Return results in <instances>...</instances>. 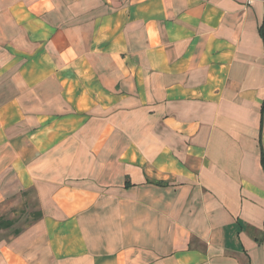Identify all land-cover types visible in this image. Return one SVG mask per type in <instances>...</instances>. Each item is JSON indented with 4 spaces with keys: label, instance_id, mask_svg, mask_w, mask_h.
I'll return each instance as SVG.
<instances>
[{
    "label": "crops",
    "instance_id": "obj_1",
    "mask_svg": "<svg viewBox=\"0 0 264 264\" xmlns=\"http://www.w3.org/2000/svg\"><path fill=\"white\" fill-rule=\"evenodd\" d=\"M262 30V1L0 0V225L32 218L0 264H264Z\"/></svg>",
    "mask_w": 264,
    "mask_h": 264
},
{
    "label": "trees",
    "instance_id": "obj_2",
    "mask_svg": "<svg viewBox=\"0 0 264 264\" xmlns=\"http://www.w3.org/2000/svg\"><path fill=\"white\" fill-rule=\"evenodd\" d=\"M261 35L264 38V30L261 31ZM263 113H264V106H263ZM16 225L15 221H10V220H4L3 225H0V229H10ZM21 233V230H16L14 232L15 235H18Z\"/></svg>",
    "mask_w": 264,
    "mask_h": 264
},
{
    "label": "rangeland",
    "instance_id": "obj_3",
    "mask_svg": "<svg viewBox=\"0 0 264 264\" xmlns=\"http://www.w3.org/2000/svg\"><path fill=\"white\" fill-rule=\"evenodd\" d=\"M32 218H30L29 216H24L22 219H20V221L18 222V224L16 225V228H23L24 226L28 225L32 220ZM12 232L10 231L9 233H7L6 235H0V237L5 236L6 238H9L10 236H12Z\"/></svg>",
    "mask_w": 264,
    "mask_h": 264
},
{
    "label": "built area",
    "instance_id": "obj_4",
    "mask_svg": "<svg viewBox=\"0 0 264 264\" xmlns=\"http://www.w3.org/2000/svg\"><path fill=\"white\" fill-rule=\"evenodd\" d=\"M259 1L264 2V0H244V4H245V6H247V7H251V6H253L255 3L259 2Z\"/></svg>",
    "mask_w": 264,
    "mask_h": 264
}]
</instances>
